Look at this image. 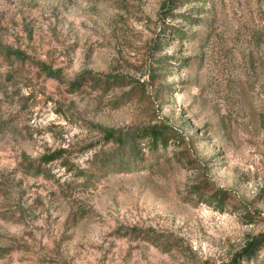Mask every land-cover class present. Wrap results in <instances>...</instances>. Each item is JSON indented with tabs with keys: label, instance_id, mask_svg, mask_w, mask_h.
Here are the masks:
<instances>
[{
	"label": "rangeland",
	"instance_id": "rangeland-1",
	"mask_svg": "<svg viewBox=\"0 0 264 264\" xmlns=\"http://www.w3.org/2000/svg\"><path fill=\"white\" fill-rule=\"evenodd\" d=\"M0 264H264V0H0Z\"/></svg>",
	"mask_w": 264,
	"mask_h": 264
},
{
	"label": "trees",
	"instance_id": "trees-1",
	"mask_svg": "<svg viewBox=\"0 0 264 264\" xmlns=\"http://www.w3.org/2000/svg\"><path fill=\"white\" fill-rule=\"evenodd\" d=\"M2 54L6 58L13 56L16 60H24L27 59V55L23 51L18 49H13L9 46H2ZM40 69L42 72L46 74V76L59 79L60 73L57 70H52L50 67H47L45 64H40ZM96 75H91V73H82L77 76V78L70 83L72 88H78L80 82L83 81L84 78L94 77ZM107 79H103L102 81L105 83H109L110 80L115 82L117 78L111 77ZM97 80H100V77L97 76ZM103 135V138L107 142H111L113 144L112 151L106 155L105 162H102V167L117 166L115 170L117 171H131L138 168V162L141 160L139 157L140 144L144 140L147 141V152L156 153L159 147H165L167 145L168 140L172 137L170 134L172 130L168 127L161 125H152L150 127H144L136 130H124V129H114V128H106L99 125L95 126ZM60 153L58 151H54L49 155H46L43 159V162H50L60 157ZM118 161V163H115ZM253 243L249 244V247L245 249L244 256L249 258L253 254Z\"/></svg>",
	"mask_w": 264,
	"mask_h": 264
}]
</instances>
